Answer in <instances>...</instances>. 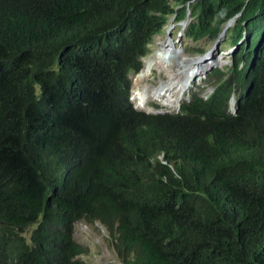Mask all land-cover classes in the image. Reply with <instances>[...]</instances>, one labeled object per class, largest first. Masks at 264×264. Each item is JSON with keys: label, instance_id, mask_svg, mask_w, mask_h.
I'll return each mask as SVG.
<instances>
[{"label": "trees", "instance_id": "16d2710c", "mask_svg": "<svg viewBox=\"0 0 264 264\" xmlns=\"http://www.w3.org/2000/svg\"><path fill=\"white\" fill-rule=\"evenodd\" d=\"M232 1V0H229ZM159 0H0V264H264V75L176 114L129 102ZM240 87V88H239ZM240 89V90H239Z\"/></svg>", "mask_w": 264, "mask_h": 264}, {"label": "clouds", "instance_id": "9594fccd", "mask_svg": "<svg viewBox=\"0 0 264 264\" xmlns=\"http://www.w3.org/2000/svg\"><path fill=\"white\" fill-rule=\"evenodd\" d=\"M159 1L168 10V19L146 44L147 52L139 58L140 69L129 73V102L137 110L135 105H143L140 104V99L145 90L156 88L169 80L170 74L162 71V77L155 81L151 76L152 70L146 77L140 78L144 60L151 57L160 42L151 48L153 39L162 34L164 38L161 41L169 40L173 45L172 55H178L181 61L210 58L212 63L194 77L192 86L176 105L177 112L164 113L162 108L157 107L154 112H141L152 115L176 114L180 111L181 104L188 102L193 94L207 100L217 87V84H213V79L218 78L222 85L227 83L232 88L227 104L228 112L235 115L236 87L240 85L238 80L243 78L256 85L257 77L264 75V0ZM203 43L207 45H202ZM166 68L171 70L170 67ZM196 84L199 86L197 91L194 90ZM133 92L136 94L134 100ZM177 97L178 94H175L171 98ZM153 101L156 100L149 99L148 106L154 108L148 103H154Z\"/></svg>", "mask_w": 264, "mask_h": 264}, {"label": "bare ground", "instance_id": "6f19581e", "mask_svg": "<svg viewBox=\"0 0 264 264\" xmlns=\"http://www.w3.org/2000/svg\"><path fill=\"white\" fill-rule=\"evenodd\" d=\"M170 29L171 28H168V30ZM172 46L169 40L160 41L157 44L156 51L151 57L148 58V60H144V69L142 70V77L140 78L146 77L154 68L164 71L166 74H170L168 75L169 80L160 83L156 88L145 90L141 95L140 104L143 105H137V107L145 112L156 111L155 108L148 106L147 101L149 99L166 100L167 97H170L176 90L182 91V95H184L192 86L194 81L193 78L212 63L210 58L181 61L178 55H172ZM203 64H205V66ZM166 67H170L171 70L169 71ZM196 69L202 70L196 71ZM135 95L136 94L133 92L132 100H134Z\"/></svg>", "mask_w": 264, "mask_h": 264}, {"label": "rangeland", "instance_id": "374dc122", "mask_svg": "<svg viewBox=\"0 0 264 264\" xmlns=\"http://www.w3.org/2000/svg\"><path fill=\"white\" fill-rule=\"evenodd\" d=\"M163 38L164 36L162 34L154 38L150 47L151 48L154 47V45L158 41L163 40ZM202 45H207V44L203 43ZM203 65L205 66V64ZM198 70H202V69H196V71ZM161 72H162L161 70L153 69L151 73L152 78H154V80L157 81L162 77L160 74ZM132 82H131V86H133ZM198 88L199 86L198 84H196L194 86V90L197 91ZM173 94L174 95L178 94V97L176 99L170 98L174 96ZM173 94H171L170 97H167L166 100H156L153 101L154 103L151 102L148 103L153 105L154 108L155 107L162 108L164 113L177 112L178 108L176 105L181 101L183 92L180 90H176ZM159 101H163V103ZM172 104L175 105L172 106ZM136 109L142 111L139 108ZM73 238L77 243L81 244L84 248L87 249V254L79 257V259L84 261L86 264H123L119 260V257L117 256V253L112 244L111 237L108 235L107 231L101 225L99 224L90 225V224H85L83 222H77L73 226Z\"/></svg>", "mask_w": 264, "mask_h": 264}]
</instances>
